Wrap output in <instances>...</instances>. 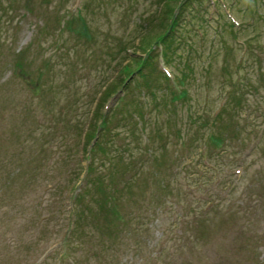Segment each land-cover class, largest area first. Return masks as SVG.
<instances>
[{
    "label": "rangeland",
    "instance_id": "rangeland-1",
    "mask_svg": "<svg viewBox=\"0 0 264 264\" xmlns=\"http://www.w3.org/2000/svg\"><path fill=\"white\" fill-rule=\"evenodd\" d=\"M181 1L0 0V264H264V0Z\"/></svg>",
    "mask_w": 264,
    "mask_h": 264
},
{
    "label": "trees",
    "instance_id": "trees-1",
    "mask_svg": "<svg viewBox=\"0 0 264 264\" xmlns=\"http://www.w3.org/2000/svg\"><path fill=\"white\" fill-rule=\"evenodd\" d=\"M185 1L186 0H182L181 3L179 4V6H181V4L184 3ZM181 11L182 10H179L174 16L177 19V23L172 22L173 23L172 24V23L168 22L167 23L168 25H166L164 33L157 32V34H155V37H152V39L149 36H147V37L142 38L140 40V38L142 37V36H140V38L138 40H139V42H141V44L138 43L137 46L143 50L142 52L144 55L143 56L134 55L133 52H131L130 54L127 53L126 58L128 59V61H126V63H124V64H121V65L119 64V67L117 69V71H118L117 78H115L113 81H111L110 84H108L103 89L104 93H103L102 100H105L109 94L114 92L119 87L125 92L126 89H128V87L130 86L131 82L133 81V79H134L133 76H136V75L139 76V74L140 75L142 74L141 68L144 66L145 63L149 64L151 62V60L153 59V56H154V54L152 53L153 52L152 48L151 49L149 48L150 42H152V44L155 46L158 44L161 45L160 53L162 55V59H163L165 64L168 63V57L169 56L167 55V49L169 48V44H170V42H168V41L171 40L173 37L176 38V36H177L176 35V32H177L176 27H177L178 21L180 19V12ZM162 43H164L165 46ZM163 47H164V50H163ZM131 63H133L134 66L131 65ZM161 75H162V77H164L168 81L166 75H164V74H161ZM181 76H184V75H181ZM181 79H183V78H179V82H181L180 81ZM177 81H178V79H177ZM172 82L174 84L176 83L174 78H172ZM180 93L183 94L184 90H182V89L178 90L177 93H175V94H180ZM133 105H136V104H133ZM94 112H95V110H94ZM97 112H98V115H97ZM219 113L220 112H216L214 114L212 120L206 121L205 126L206 127L208 126V128L211 129L215 119L219 116ZM134 114L137 117V119H143L144 120L143 113L136 111ZM96 115H97L96 119L101 120V122H100L101 126L105 127V122H106L105 116L101 112H99V110L96 111L95 116ZM116 133H118V131ZM129 133L132 134L133 133L132 130H130ZM91 134H92V130H91V132H89L88 137H90ZM124 135H125V137L127 136L126 134H124ZM208 138L211 139L216 146H220V147L223 146L224 140H225L224 137L213 134L212 131L209 133ZM118 146H120V144ZM118 146H116V147H118ZM98 148H100L99 143L95 142L88 149L89 153L91 154V160H93L94 153L96 152V150ZM86 173H89L88 166H86Z\"/></svg>",
    "mask_w": 264,
    "mask_h": 264
}]
</instances>
